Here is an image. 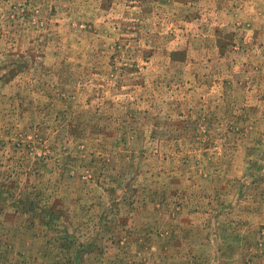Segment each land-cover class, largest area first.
Segmentation results:
<instances>
[{"label": "rangeland", "instance_id": "1", "mask_svg": "<svg viewBox=\"0 0 264 264\" xmlns=\"http://www.w3.org/2000/svg\"><path fill=\"white\" fill-rule=\"evenodd\" d=\"M0 264H264V0H0Z\"/></svg>", "mask_w": 264, "mask_h": 264}]
</instances>
